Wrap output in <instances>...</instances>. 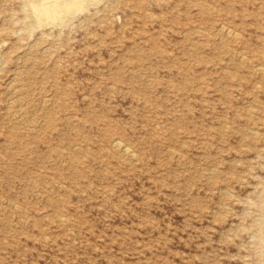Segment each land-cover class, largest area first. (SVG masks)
Here are the masks:
<instances>
[{
	"label": "rangeland",
	"instance_id": "1",
	"mask_svg": "<svg viewBox=\"0 0 264 264\" xmlns=\"http://www.w3.org/2000/svg\"><path fill=\"white\" fill-rule=\"evenodd\" d=\"M30 2L0 0V264H264V0Z\"/></svg>",
	"mask_w": 264,
	"mask_h": 264
},
{
	"label": "bare ground",
	"instance_id": "2",
	"mask_svg": "<svg viewBox=\"0 0 264 264\" xmlns=\"http://www.w3.org/2000/svg\"><path fill=\"white\" fill-rule=\"evenodd\" d=\"M84 2H85V0H40V2L38 1L36 3V1L31 0L30 3H31L32 7L31 6L30 7L33 9L35 15L38 17V19L40 20L41 23L42 22L47 23V22L55 21L60 15L68 14L69 12L79 11V10L83 9ZM225 28L223 27V30ZM230 30H231V28H230ZM226 31H227V29H226ZM232 31H233V29H232ZM230 33H231V31L229 32V34ZM259 69H257V70L259 71ZM17 99H19V98H17ZM21 107H22V105H21ZM22 118H24V117H22ZM121 140L122 139L119 140L117 137L115 139H113L112 147L118 149L123 155L132 158L135 154L134 151H132L131 148L127 144L124 143V140L123 141H121ZM61 184H62V182H61Z\"/></svg>",
	"mask_w": 264,
	"mask_h": 264
}]
</instances>
